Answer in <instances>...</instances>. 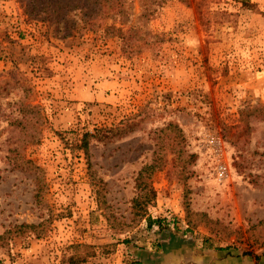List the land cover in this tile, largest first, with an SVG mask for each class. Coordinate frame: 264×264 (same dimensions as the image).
<instances>
[{
    "label": "rangeland",
    "instance_id": "obj_1",
    "mask_svg": "<svg viewBox=\"0 0 264 264\" xmlns=\"http://www.w3.org/2000/svg\"><path fill=\"white\" fill-rule=\"evenodd\" d=\"M47 3L62 24L0 0V263H130L169 232L264 257V0ZM130 27L151 45L126 51L115 30ZM16 73L28 93L5 85ZM25 95L40 123H18ZM125 118L126 134L74 148Z\"/></svg>",
    "mask_w": 264,
    "mask_h": 264
},
{
    "label": "trees",
    "instance_id": "obj_2",
    "mask_svg": "<svg viewBox=\"0 0 264 264\" xmlns=\"http://www.w3.org/2000/svg\"><path fill=\"white\" fill-rule=\"evenodd\" d=\"M90 3L95 8V15L102 14L104 11L108 10L109 8L113 7V0H90ZM246 3V2H245ZM26 9L27 12L35 17V18H41V20H55L59 24H62L66 20V15L62 14L60 11V7L57 5H51L50 3H47V0H25ZM68 31H70L71 28H67ZM135 27H130L129 29L122 30L118 28L115 31H118L119 37L122 40L123 48L127 51V47L133 48V43H138L139 45H144L146 48L150 46V34L149 33H140L138 29ZM70 32H67L66 35H68ZM20 73H16V75L12 76L11 80H7L5 82V85L8 89L13 87H23L24 91L28 93L29 88L26 87L24 82V77ZM1 89V85H0ZM27 95H25L19 102V108L20 111L23 113V120L18 121V123L22 126H24V121L29 122L32 121V123H40V119L42 117L41 111L37 105L31 104V102H26ZM29 101V100H28ZM256 110L259 112H263L264 106L262 107H256ZM264 114V112H263ZM135 126V122H130L128 118H125L119 122V124L114 125L112 127H101L96 128L94 132H84L81 134L80 137H78L74 142V148L75 149H81L86 154H88L89 151V144L90 141L93 139H96L98 141H106L111 140L112 138L116 136H122L123 134H126L128 131H130ZM173 126V124L169 123L167 127ZM174 127V126H173ZM29 139H34L33 134L29 136ZM28 139V141H30ZM27 142V141H26ZM174 150V148H173ZM194 155L191 156L193 158ZM23 162L31 163L29 160L24 159V156L22 157ZM156 169V164L154 165H147L145 166L139 173V178L142 177V174L144 172H154ZM139 188L143 190L146 186L144 184L143 187L140 185L139 182ZM149 187V186H148ZM154 190L152 187H149L147 198L144 200V204H148L153 198H154ZM158 223L159 227L161 228L162 222L160 220H149L148 224L151 227L153 223ZM33 227V225L28 224H22L21 227ZM162 229V228H161ZM259 259V256H256V260Z\"/></svg>",
    "mask_w": 264,
    "mask_h": 264
},
{
    "label": "crops",
    "instance_id": "obj_3",
    "mask_svg": "<svg viewBox=\"0 0 264 264\" xmlns=\"http://www.w3.org/2000/svg\"><path fill=\"white\" fill-rule=\"evenodd\" d=\"M159 242L161 246L149 242L144 248L130 250V263L122 255L123 260L114 264H264V257L252 263L242 256L232 257L220 251L206 249L203 245L184 242L172 232L165 234ZM0 264L16 263L8 261Z\"/></svg>",
    "mask_w": 264,
    "mask_h": 264
},
{
    "label": "built area",
    "instance_id": "obj_4",
    "mask_svg": "<svg viewBox=\"0 0 264 264\" xmlns=\"http://www.w3.org/2000/svg\"><path fill=\"white\" fill-rule=\"evenodd\" d=\"M218 143H219V141L217 140V144H218ZM224 168H225L224 166H222V165L220 166V172H221V173H223V172L225 171ZM173 221H174V220H173Z\"/></svg>",
    "mask_w": 264,
    "mask_h": 264
}]
</instances>
